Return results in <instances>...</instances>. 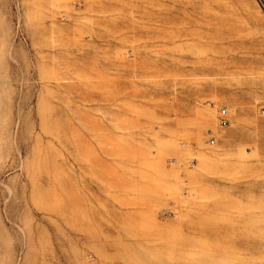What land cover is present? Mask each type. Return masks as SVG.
<instances>
[{"label": "rangeland", "instance_id": "1", "mask_svg": "<svg viewBox=\"0 0 264 264\" xmlns=\"http://www.w3.org/2000/svg\"><path fill=\"white\" fill-rule=\"evenodd\" d=\"M0 264H264V0H0Z\"/></svg>", "mask_w": 264, "mask_h": 264}, {"label": "built area", "instance_id": "2", "mask_svg": "<svg viewBox=\"0 0 264 264\" xmlns=\"http://www.w3.org/2000/svg\"><path fill=\"white\" fill-rule=\"evenodd\" d=\"M219 117H220V122L222 126H227L230 123V118H229V110L227 107H222L219 109ZM212 131H211V135H212ZM211 143H215L216 139L214 138V136H211L210 139Z\"/></svg>", "mask_w": 264, "mask_h": 264}]
</instances>
